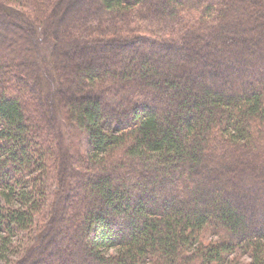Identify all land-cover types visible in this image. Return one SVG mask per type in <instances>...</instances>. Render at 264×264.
<instances>
[{"label":"trees","instance_id":"trees-1","mask_svg":"<svg viewBox=\"0 0 264 264\" xmlns=\"http://www.w3.org/2000/svg\"><path fill=\"white\" fill-rule=\"evenodd\" d=\"M99 1L0 0V260L264 264V0Z\"/></svg>","mask_w":264,"mask_h":264},{"label":"rangeland","instance_id":"rangeland-1","mask_svg":"<svg viewBox=\"0 0 264 264\" xmlns=\"http://www.w3.org/2000/svg\"><path fill=\"white\" fill-rule=\"evenodd\" d=\"M83 2L84 3L90 2L92 5L95 6V8L97 7V9H99V7H101V4H100L101 2L99 0H83ZM26 11H28V13H29V9L28 8H26ZM21 17L22 16H20V15H18V17H15L14 18L16 20L15 22L14 21L12 22L9 18L7 20L6 19L1 20L2 21L1 24L3 25V27H7V25H8V27H10L11 30L12 29H14V30H13V32L10 31V30H8L7 32L6 31L2 32L1 30L0 31L2 32L1 34H2V37H3L4 44L10 45L13 49H15L17 51V54L15 55V58L24 59L26 57V54H24V52H22L24 46L22 44L23 42H22V39H21V34L23 33L24 36L27 37L29 35L28 30L30 31V33H32V32L34 33L35 32V28L32 27V23L31 22H29L26 19L22 20ZM13 23L16 24L19 28L13 26ZM35 35L38 38H40V37L42 38L44 36L43 32L40 29L38 30L37 34H35ZM81 58H83V57H81V56L80 57H78V56L77 57H73L75 62L73 60L70 61L71 65L68 66L69 69H68V72L66 73L67 74L66 75L67 79H70V77H73L75 75V74H72V72L73 73L75 72L76 60L80 61ZM78 145H79V149H80V151L82 153L86 152L88 145L85 144V141L84 142L80 141L78 143ZM79 192L80 191L76 190L77 195H74V199H77V198L81 199V197H83L82 193H79ZM84 205H85V203H84ZM85 207H86V205H85ZM75 211L67 210L66 213H65V216L68 217L70 215H75V213H77V211L76 212ZM83 211H84V209H83ZM79 214H80V212H79ZM71 230H73L71 226L69 227V226L65 225L55 235L54 239L52 240V244H51L50 248L52 249V248L57 247L58 246V244H57L58 240H60V242L62 243L61 244L62 245L61 248H64L66 246V241L64 239L66 237H68V234H70ZM35 234H36L35 231H33V232H29V231L26 232L25 231V232H21V233L19 232V234L16 236V238L13 239V244H14L13 246H15V247L19 246L20 247V252H19V254H17L18 259L22 256V254L24 253V250H25L24 248L26 246H28L29 241L31 240V238L34 237ZM206 235H207V238H210V234L209 233H207ZM62 238H64L63 239L64 241H62ZM65 250H66V248H65ZM17 256H16V259H17ZM57 257L58 256H55V258H57ZM56 261H57V259L54 260V258H53V259L45 260L44 263L45 264H50V263L51 264H56ZM250 261H251V258H249L248 256L244 255V257H242L240 261L236 262V260H235L233 262V264H248ZM0 264H8V263L4 262L3 260H0Z\"/></svg>","mask_w":264,"mask_h":264}]
</instances>
